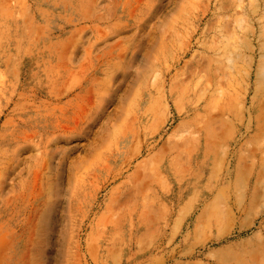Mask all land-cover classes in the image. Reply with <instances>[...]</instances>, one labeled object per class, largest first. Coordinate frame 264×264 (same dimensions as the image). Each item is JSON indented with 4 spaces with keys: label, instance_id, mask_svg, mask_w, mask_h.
Instances as JSON below:
<instances>
[{
    "label": "rangeland",
    "instance_id": "374dc122",
    "mask_svg": "<svg viewBox=\"0 0 264 264\" xmlns=\"http://www.w3.org/2000/svg\"><path fill=\"white\" fill-rule=\"evenodd\" d=\"M262 24L0 0V264H264Z\"/></svg>",
    "mask_w": 264,
    "mask_h": 264
},
{
    "label": "bare ground",
    "instance_id": "6f19581e",
    "mask_svg": "<svg viewBox=\"0 0 264 264\" xmlns=\"http://www.w3.org/2000/svg\"><path fill=\"white\" fill-rule=\"evenodd\" d=\"M189 3V2H188ZM258 9V8H257ZM191 10V9H190ZM263 17V16H262ZM175 23V22H174ZM261 36L262 37H264V24H262L261 25ZM172 50V49H171ZM263 75H264V66L262 67V69H261V71H260ZM221 93V92H220ZM183 94V93H182ZM219 94V93H218ZM103 96V95H102ZM38 120H40V121H42L41 119H38ZM46 123V122H45ZM44 123V124H45ZM188 127H189V125H188ZM185 132H188L189 131V128H187V127H185V129H183ZM193 130V129H192ZM194 131V130H193ZM190 132V131H189ZM181 133H183V131L181 132ZM188 134V133H187ZM192 134V133H191ZM195 134H197L196 132H195ZM209 134V133H208ZM179 136H180V134H179ZM194 141H198V139H195V137H194ZM196 144V143H195ZM3 177V176H2ZM81 187V186H80ZM82 188V187H81ZM81 190V189H80ZM77 191V190H76ZM112 242V241H111Z\"/></svg>",
    "mask_w": 264,
    "mask_h": 264
}]
</instances>
